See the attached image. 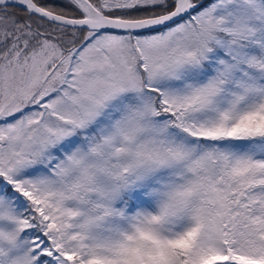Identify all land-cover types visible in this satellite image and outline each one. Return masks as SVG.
Listing matches in <instances>:
<instances>
[{"label": "rangeland", "instance_id": "obj_1", "mask_svg": "<svg viewBox=\"0 0 264 264\" xmlns=\"http://www.w3.org/2000/svg\"><path fill=\"white\" fill-rule=\"evenodd\" d=\"M84 1L76 6L71 0L82 15L71 19L85 17L82 11L92 2ZM202 1L191 0L200 2L196 11L155 32L77 35L78 30H63L61 39H74L65 40L73 46L60 47L26 25L3 23L1 29L14 38L11 54L19 56L0 64V110L8 117L0 116V246L9 256L29 261L27 240L36 233L51 245L49 264H73L54 246L37 205L66 214L72 226L78 218L64 210L66 203L80 214L82 194L109 210L119 188L135 174L136 190L160 201L161 216L154 222L160 230L175 236L188 219L195 223L191 245L183 248L190 262L264 264L260 241L233 206L232 184L185 133L195 128L198 134L208 125L214 127L210 135L217 136L224 131L218 115L235 120L242 100L264 89V60L257 61V52H264V0H211L197 10ZM164 2L161 11L157 7ZM141 5L154 7L121 20L157 18L175 8L173 0H104L101 8ZM26 47L33 49L27 57L21 53ZM154 94L160 96L159 114ZM218 143L224 151L232 144ZM253 149L264 150V145L258 141ZM28 208L34 225L22 215ZM100 219L89 210L82 213V228L92 232L84 234L86 244ZM163 238L170 247L169 237ZM141 250L140 259L131 253L120 263L154 264L149 249Z\"/></svg>", "mask_w": 264, "mask_h": 264}, {"label": "trees", "instance_id": "obj_2", "mask_svg": "<svg viewBox=\"0 0 264 264\" xmlns=\"http://www.w3.org/2000/svg\"><path fill=\"white\" fill-rule=\"evenodd\" d=\"M210 1L203 0L197 10ZM164 4L165 2L162 4V8H157L161 9V11L164 10ZM151 7L153 8L154 6L126 8L125 15L120 17L129 18L134 17L133 15L148 14L152 10ZM103 11L109 16H116L114 13L116 10L111 12V10L106 11L104 9ZM3 16H6L5 13L0 12V17ZM29 21L32 23L31 19ZM56 26L58 25L44 23L45 30L52 28L49 33L56 34L60 47L66 43L70 44L69 46H73L74 41H65L71 38L61 39V32L69 28ZM76 32L77 35L86 34V30H78ZM93 33L95 32H91V34ZM85 40H87V37ZM263 54L264 52H257L258 62L264 60ZM258 92V96L255 98L251 97L242 100L241 105H239V107L241 106V111L237 112L240 115L235 120H232L233 116L230 114L221 113L218 115L224 119V131L221 130L219 132L218 130L217 136L213 135L214 127L209 128L208 125L200 126L199 128L203 131H199L200 133L198 134L194 133L195 128L189 130V133L186 131L185 133L191 135V138L195 140L198 146L205 150L203 154L214 161L217 174L223 176L228 184H232L231 187L228 186L231 193H233V206L240 209L238 213H240L241 219L248 227L253 229L254 236L260 241V247L264 250V153H262L264 150L253 149V145L258 141L264 145V89L261 88ZM159 101L160 96L154 94L153 105L158 114L161 113ZM171 119H174V115L171 116ZM7 120L8 118L3 121ZM211 130H213L212 135H210ZM204 141H207V146H201ZM218 141H230L232 144L227 151H224ZM218 144L221 145L220 148ZM232 145H234V148H232ZM214 146H216V150ZM247 153L249 156L246 155ZM132 177L129 181L124 182V189L119 188L117 193L118 201L109 210H106L103 204L93 201V198H88L82 194L80 200L83 203V209L80 214L66 203L64 210L69 211L78 218V222L72 226L66 214L59 215L55 209L47 210L46 208H39L40 204L37 205V213H40L41 218L46 221V225L50 226L46 230H49L52 237L56 240L54 246L61 251L68 263L72 262L73 264H122L120 263L121 261L130 260L126 255H131V253L136 254V259H140L142 257L140 255L141 249H149L147 257L154 264H160L161 262L163 264H199L190 262V259L183 256V248H188L191 245L189 237L196 229L195 223L188 219L187 225L180 226L175 236L170 235L167 231L160 230L159 226L154 223L161 216L158 215L159 212L156 206L160 201L149 198L142 190L137 191L135 188V174ZM183 179L188 183L189 188L193 187L189 176L185 175ZM4 191L5 193H10L7 187H5ZM88 210L98 215V218H101L96 224L98 231L93 233L95 234L94 239L87 240L89 245L86 244L84 234L86 233L89 236L92 232L88 233L83 229L81 221L82 213ZM195 211L196 209L191 213H195ZM22 215L29 219V224L34 225L30 217L29 208L23 211ZM196 216V214H193L191 218ZM190 220L191 223L188 225ZM31 236V241L27 240V250L32 252L29 261L20 262L16 260L14 256H9L0 246V264H12V258L18 264H49L47 256L50 255V250L47 249V246L51 245H49L46 238L41 237L39 234L34 233ZM165 236L169 237L171 241L170 247H167L168 244L163 238ZM34 240L38 241L37 247L33 244ZM83 243L87 245L86 251L82 249ZM31 245L34 246L33 250H31ZM146 263L147 261L145 260L141 262V264Z\"/></svg>", "mask_w": 264, "mask_h": 264}, {"label": "water", "instance_id": "obj_3", "mask_svg": "<svg viewBox=\"0 0 264 264\" xmlns=\"http://www.w3.org/2000/svg\"><path fill=\"white\" fill-rule=\"evenodd\" d=\"M73 1H76L77 3V0ZM79 1L85 3L84 0ZM176 1L175 8L169 13L160 15L157 18L142 20H121L108 18L100 14L89 4L87 7L91 12H93V17H85L82 19H71L51 13L37 7L32 0H0V6L17 7L46 22L69 29L136 35L144 32H155L173 25L191 13L193 9L198 7L200 4V2L192 4L189 0Z\"/></svg>", "mask_w": 264, "mask_h": 264}, {"label": "flooded vegetation", "instance_id": "obj_4", "mask_svg": "<svg viewBox=\"0 0 264 264\" xmlns=\"http://www.w3.org/2000/svg\"><path fill=\"white\" fill-rule=\"evenodd\" d=\"M90 1L92 2V4L89 3V2L88 3L95 10H97L100 13H103V15H105V16H108V17H111V18H115V19H118V18H120V19H128V18L119 17V16H122V15H125V13L127 11L126 7L121 6V7H113V8H106V7L101 8L103 6V1L104 0H90ZM32 2L37 7L41 8V9H44L46 11L48 10L51 13H54V14L64 15V17L66 16L68 18H70V17L71 18L82 17L81 13H78L76 11L75 5L73 3H71V1L69 2V0H63V1L62 0H32ZM173 2H174V0H173ZM44 5H47V6H45L46 8L44 7ZM164 5H165L164 7L166 8L167 7L166 2H165ZM141 6H153V5H141ZM104 9L106 11L107 10L108 11L111 10V12L113 10H116L114 12L116 14V16L107 15V13L103 11ZM0 12L5 13V15H6V16L0 17V64L3 62L4 59H6V60H15V59L19 58L18 55L11 54L12 53L11 52L12 49L14 50V47H13V44H12V42L14 41V38L11 36V34L6 29H4V30L1 29V28L4 27L3 23L6 22V21H7V26H8V23L11 22L12 24H14L13 27H15V28H22V29H27L28 28L27 30H29L34 35H36L38 37H47L48 39L50 37L51 40H53L54 43L59 45V41L57 40L56 34L49 33V31L52 28L48 29V30H45V28H44V23L52 25L51 23L46 22V21H44V20H42L40 18H37L35 16H32V15L29 16L28 12H26V11L20 9V8H17V7L0 6ZM108 14H111V13H108ZM30 19L32 20V23L29 21ZM25 25H26L27 28L25 27ZM56 27H59V26H56ZM86 32H88V31H86ZM93 32L100 33V32H97V31H93ZM8 34H9L10 37H8ZM4 38L9 40L8 41V45L5 44V42L3 40ZM6 43H7V40H6ZM15 45H16V47H18L21 44H17L15 42ZM28 49L30 51H33L32 48L26 47L25 52L24 51L21 52L22 55L26 54L25 57H27L29 55V53H30V51ZM32 62H33V60H32ZM28 96H30V95H27L26 98L30 99V97H28ZM23 98H24V96H23ZM0 116L2 117L1 119H7V117H5L6 114H2L1 110H0Z\"/></svg>", "mask_w": 264, "mask_h": 264}, {"label": "bare ground", "instance_id": "obj_5", "mask_svg": "<svg viewBox=\"0 0 264 264\" xmlns=\"http://www.w3.org/2000/svg\"><path fill=\"white\" fill-rule=\"evenodd\" d=\"M70 1H71V0H70ZM178 1H179V0H178ZM181 1H182V0H181ZM189 1H191V0H189ZM176 2H177V1L174 0V3H175V4H176ZM195 2H196V1H195ZM74 3H75V5L77 6L76 1H74ZM193 4H196V3H193ZM186 10H187V9H186ZM47 11H48V10H47ZM193 11H196L195 8L193 9ZM193 11H192V12H193ZM49 12H50V11H49ZM84 12H85L87 15H86ZM84 12L82 11V13L85 15V17H89V18H92V17H93V12H91V11H89V10H87V12H86V11H84ZM192 12H191V13H192ZM99 13H100V12H99ZM127 13H128V12H127ZM100 14L103 15V13H100ZM189 14H190V13H189ZM189 14H188V15H189ZM61 16H62V15H61ZM104 16H105V15H104ZM186 16H187V15H186ZM65 17H66V16H65ZM85 17H84V18H85ZM105 17H108V16H105ZM119 17H120V16H119ZM123 17H124V16H123ZM108 18H111V17H108ZM128 19H129V18H128ZM76 30H77V29H76ZM117 34H119V33H117ZM7 118H8V117H7ZM86 142H87V141H86ZM85 147H86V146H85ZM30 182H31V181H30ZM22 183H23V182H22ZM27 185H28V184H27ZM22 188H23V187H22ZM32 188H33V187H32ZM59 217H60V216H59ZM59 217H58V218H59ZM61 218H62V216H61ZM61 218H60V219H61ZM66 220H67V219H66ZM57 224H58V221H57ZM53 226H54V225H53ZM55 226H56V225H55ZM59 226H60V225H59ZM53 228H55V227H53ZM53 228H52V229H53ZM57 228H58V227H57ZM54 231H55V230H54ZM54 231H53V232H54ZM76 231H77V230H76ZM60 236H62V235H60ZM63 242H64V241H63ZM1 259H2V258H1Z\"/></svg>", "mask_w": 264, "mask_h": 264}]
</instances>
